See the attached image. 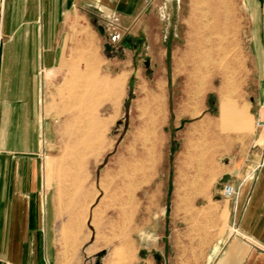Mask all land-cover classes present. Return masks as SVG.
Returning a JSON list of instances; mask_svg holds the SVG:
<instances>
[{"label": "rangeland", "instance_id": "rangeland-1", "mask_svg": "<svg viewBox=\"0 0 264 264\" xmlns=\"http://www.w3.org/2000/svg\"><path fill=\"white\" fill-rule=\"evenodd\" d=\"M222 1L203 16L200 0H144L139 26L71 25L65 66L42 88L53 128L36 191L52 225L41 230L46 264H154L163 242L224 223L220 175L242 166L255 131L264 0ZM87 55L94 80L83 77Z\"/></svg>", "mask_w": 264, "mask_h": 264}, {"label": "crops", "instance_id": "crops-1", "mask_svg": "<svg viewBox=\"0 0 264 264\" xmlns=\"http://www.w3.org/2000/svg\"><path fill=\"white\" fill-rule=\"evenodd\" d=\"M144 9V0H0V264L52 258L53 245H43L41 231L49 233L52 225L36 193L40 154L53 130L42 88L65 66L71 25L94 16L138 25ZM263 80L250 113L255 131L238 155L242 166L220 175L228 174L236 189L227 200H215L224 223L202 228L193 242L180 236L177 247L163 242L154 264H264Z\"/></svg>", "mask_w": 264, "mask_h": 264}, {"label": "bare ground", "instance_id": "bare-ground-1", "mask_svg": "<svg viewBox=\"0 0 264 264\" xmlns=\"http://www.w3.org/2000/svg\"><path fill=\"white\" fill-rule=\"evenodd\" d=\"M220 1V0H219ZM222 1V0H221ZM229 1V0H228ZM200 2L201 3H203L204 5H205V9H203L204 10V13H203V16H205V13H207L210 9H209V5H208V0H200ZM223 2V1H222ZM230 3V2H229ZM216 4V3H215ZM226 4V12H229V4H228V2L227 3H225ZM212 5H213V3H212ZM211 5V6H212ZM220 5V4H219ZM223 6H224V4H223ZM213 7V6H212ZM218 7V6H217ZM220 7V6H219ZM214 10H215V8L212 10V17H213V23H212V26H211V28L212 29H215L216 27H217V25H218V22H219V18H218V14H217V11H215L214 12ZM211 14V13H210ZM206 24V23H205ZM204 28V27H203ZM216 31V30H215ZM218 33V32H217ZM224 36V35H223ZM209 38V37H208ZM221 40V39H220ZM209 41V40H208ZM222 41V40H221ZM86 42V41H85ZM209 43V42H208ZM230 43V42H229ZM205 45V44H204ZM203 45V46H204ZM210 45V44H209ZM228 46H229V44H228ZM206 47V46H205ZM210 48V47H209ZM209 48H207L208 50H209ZM219 48H221V47H219ZM223 49V48H222ZM225 51V50H224ZM222 52V51H221ZM198 53H200V52H198ZM204 53H207V52H204ZM201 56V55H200ZM205 59H206V57H204ZM223 58H224V56H223ZM204 60V59H203ZM84 61H85V63H86V72L85 73H83V77L85 78V79H95V73H94V68H93V66H92V64H91V62H90V55H87L85 58H84ZM210 61V60H209ZM203 63H205V61H203ZM225 67V66H224ZM226 81V80H225ZM226 83V82H225ZM97 84V83H96ZM116 85H118V84H115L114 86H116ZM228 86V85H227ZM235 86V85H234ZM229 87H231L232 88V82H230L229 83ZM111 89H112V86H109L108 87V90L109 91H111ZM231 92V91H230ZM225 104V103H224ZM226 105V104H225ZM224 108H225V106H224ZM228 113H229V111H228ZM232 118V116L231 115H228V118L227 119H231ZM123 181V180H122ZM121 183V182H120ZM74 225V224H73ZM122 235V234H121ZM122 238V237H121ZM126 243H128L127 241L126 242H123V241H120V242H118V246L117 247H115L114 248V250H113V255L117 258V259H119V258H121L122 256H123V251H122V249H123V246L124 245H126ZM126 253V252H125ZM110 255H112V254H110ZM126 256V255H125ZM114 257V258H115ZM113 259V258H112ZM127 259V258H126ZM113 262V261H112ZM126 262V261H125Z\"/></svg>", "mask_w": 264, "mask_h": 264}, {"label": "built area", "instance_id": "built-area-1", "mask_svg": "<svg viewBox=\"0 0 264 264\" xmlns=\"http://www.w3.org/2000/svg\"><path fill=\"white\" fill-rule=\"evenodd\" d=\"M112 20H114L115 23L117 22V18H116L115 16L112 18ZM112 29H114V28H112ZM111 38H112V39H117V38H119V33H118L116 30H114V32H113ZM255 125H256V126H262V122L259 121V120H257V121L255 122ZM221 186H222V189H221V190H222V194H223V196H224L225 198H230V197H232V196L235 195L236 190H235L234 186H233L231 183H229V182L222 183Z\"/></svg>", "mask_w": 264, "mask_h": 264}, {"label": "water", "instance_id": "water-1", "mask_svg": "<svg viewBox=\"0 0 264 264\" xmlns=\"http://www.w3.org/2000/svg\"><path fill=\"white\" fill-rule=\"evenodd\" d=\"M229 179L228 174H224L221 178H220V183H226Z\"/></svg>", "mask_w": 264, "mask_h": 264}]
</instances>
